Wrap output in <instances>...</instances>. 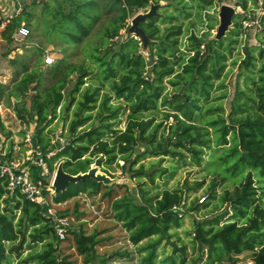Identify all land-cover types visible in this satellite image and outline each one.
<instances>
[{
    "label": "trees",
    "instance_id": "obj_1",
    "mask_svg": "<svg viewBox=\"0 0 264 264\" xmlns=\"http://www.w3.org/2000/svg\"><path fill=\"white\" fill-rule=\"evenodd\" d=\"M53 1L55 6L42 4L43 14L52 17L54 33L57 27L61 30L64 25H71V28L61 30L68 44H82L90 35L92 25L99 20V14L88 9L99 10L103 5L107 13L113 16L102 29L98 41L89 45L90 52L87 54L98 70L101 86L84 93L79 106L82 115H78L70 126V142L48 160L51 168L53 163L65 160L66 172L84 174L100 155L104 157L102 163L114 162L117 155H122L124 166L130 163L132 178L144 175L154 181V172L149 176L150 171L145 170L144 165L133 168L142 158L173 157L184 163L189 159L190 165L212 172L221 183L239 182L234 192H225L224 202L230 204L232 211L227 222L220 226L222 216L196 221L195 239L200 247L199 259H204L205 255L207 260L204 264H221L226 259L235 262L234 256L252 252L254 264H264V13L259 18L249 14L250 9L258 8V0H237L236 6L241 7L244 14H240L239 21L230 30L232 33L227 45L223 44L224 38L207 39L205 35L200 37L194 32L189 37L190 45L182 51L183 25L172 24L175 18L159 15L141 23L140 27L151 40L148 56L142 53L141 40L126 37L116 42L115 39L120 37L121 31L128 32V20L134 12L147 9L151 2L159 3L162 0H104L101 4L98 0ZM205 2L202 6L204 11L212 7L215 0ZM250 4L253 8H250ZM260 8L264 12V0ZM34 16L32 10H24L14 18L2 32L4 40L13 43V35L21 24L25 22L29 27ZM248 19L258 22L259 44L244 45L239 50L242 46L238 39L240 31L243 21ZM159 21L171 25L162 30ZM236 50L239 51L235 58L233 55ZM43 52L40 47L26 46L24 54L10 61L17 78L11 86L0 83V105L4 103L12 107V99H15L17 104L14 111L19 120L24 124H30V120L36 123L40 128L38 142L42 150L47 152L50 142L43 138V132L57 117L56 111L63 101L68 102L70 109L75 100L74 95L87 83L92 71L83 64L61 59L47 66V75H50L52 83L48 87L43 86L41 83L46 74L41 69L45 65ZM231 58L234 66L239 64L241 72L238 79L243 78L245 88L238 84L235 96L229 102V110H226L223 102L228 99L227 91L222 94H216V91L226 89L222 79ZM74 74L78 75L76 85L72 95L66 97L64 90ZM105 84H109L112 95L99 105V116L110 121L119 112L112 110L108 106L109 102L113 97L123 100L129 107L125 129L112 130L104 126L105 129H111L112 137L111 140H105L103 126L94 124L88 133L76 138L77 128L89 120L84 116L85 112L94 109L98 92ZM33 88L34 93L30 94ZM24 100H29V110L20 108L19 103ZM216 101L222 102L211 104ZM62 108L65 114L67 107ZM161 108L165 112L159 124L155 125L156 118L153 116L144 118V114L159 112ZM7 134L0 115V143ZM85 139L87 145L83 144ZM139 149L142 151L138 152ZM31 170L34 179L38 180V168L31 166ZM213 182L207 196L209 199L217 195V183ZM6 186L7 183L0 184V264H10V257L19 255L27 241L37 245L48 239H52L51 242L29 260L38 264H75L70 262L69 256L62 257L56 248L58 238L50 218L44 214L43 206L32 203L20 192L11 195ZM115 187L125 189L126 194L117 198ZM80 195H87L91 199L100 195L102 199L111 201L113 219L129 233L132 245L150 241L140 250L146 252L142 264H156L160 243L170 239L171 232L183 226L185 210L181 217L180 213L173 210L185 201L183 191L166 189L154 202H145L142 198L134 200L125 185L105 186L87 179L70 184L67 191L53 196L52 200L62 204ZM141 196L144 197L142 189ZM201 206L197 204L190 211H199ZM103 233H88L85 224L81 225L79 232H74V248L78 256L82 257L83 264H109L111 261L104 256L100 262L96 261L100 257L97 248L105 246L112 237H102ZM177 252L182 254L181 264H185L186 247L177 249ZM119 256L127 257L130 254L124 252ZM176 259L174 255L164 261L177 264Z\"/></svg>",
    "mask_w": 264,
    "mask_h": 264
},
{
    "label": "rangeland",
    "instance_id": "obj_2",
    "mask_svg": "<svg viewBox=\"0 0 264 264\" xmlns=\"http://www.w3.org/2000/svg\"><path fill=\"white\" fill-rule=\"evenodd\" d=\"M205 1L206 0H162L159 2L163 5L158 9L160 15L166 18H175L172 21V24L174 25H183L184 34L181 38L182 51H184V48H186L185 46L190 45L189 37L194 32H197V34H199L200 36L205 35L207 39L214 38L216 34L215 32H217V27L219 25L218 15H212L208 16V21L210 24L209 32L202 34L203 30L205 29V24L203 23L202 17L204 13L202 6L206 3ZM258 1V8L250 9L249 11V14L253 18H259L261 14L260 7L263 0ZM98 2L101 4L104 2V0H98ZM236 2L237 0H215L214 5L208 10L213 9V7H218L222 4H229L237 8ZM43 3H48L50 4V6H55V2L53 0H40V2L31 9L35 16L31 20V32L29 36L24 39V44H26L28 48H42L44 51V58L46 54H49L52 58H54L53 64H55L58 60L66 59L74 64H83L92 71L91 77L86 80L87 83L83 85L80 91L74 95L75 100L70 109H68V102L63 101L62 107H67V112L64 114L63 108H58L56 111L57 117L42 134L43 138L51 142L50 148L52 147V141L54 143L57 141V146L52 148H56L61 151L62 147L70 142L68 136L70 135V126L72 122L76 119V117H78V115H82L81 113H79V106L83 102L84 93L86 91L92 92L95 89L100 88L101 86L100 80L97 77L98 70L92 63V61L88 59L87 54L90 52L89 45L95 44L98 41L102 29L108 24L113 15L108 14L106 9L103 8V5H101L102 7H100L99 10H97V8L88 9L90 12L99 14V20L92 25L90 35L82 44L72 45L68 44L65 41L62 34L63 31H61L64 28H71V25L66 24L61 28V30L57 27L54 30L56 33L52 32L53 26L51 25V22H53V20L52 17L48 14H43ZM250 6V8H253L251 4ZM239 8H237V10ZM149 10L150 7L134 12L131 15V18L128 20V24L131 25L132 19L134 17L139 14H145L149 12ZM97 11L99 12L97 13ZM238 11L239 13L237 12V14L233 18V26L230 30L234 28V24H236V22L240 19V14L242 13H240V10ZM90 22L91 21H88V23ZM158 25L162 30H164L166 26H170L171 24L169 22L163 24L162 21H159ZM257 32L258 24H252L248 28L243 27L240 31V38H238L242 44L239 50H242V47L244 45L257 46L259 44L257 40ZM231 33L232 31L227 33L226 38L222 39L224 45L228 44V38L230 37ZM126 35V30L121 31L120 37L116 38L115 41L120 42L124 40L126 38ZM239 50L234 51L233 56L235 58L237 57ZM7 52L14 54L13 57L16 58L17 56L24 54L25 49L22 53H18L15 48V44L8 43ZM146 54L148 53H145V55ZM239 60H241V58ZM227 66L228 67L222 79L225 82L226 89H219L216 91V94H222L223 91H227L228 99L224 100L223 105L226 110H229V102H231V100L235 96L238 84H240L241 88H245V85L243 82V78H241L240 80L238 79L241 72L239 64L234 66L233 58H231L227 62ZM41 69L46 73L41 85L48 87L52 83V79L50 78V75H47V65H42ZM77 78L78 75L74 74L69 80V83L64 90V94L66 97L72 95ZM168 89L171 90V87L169 86ZM30 93H34L33 89ZM111 95L112 92L110 91L109 84H105L102 90L98 92V101L96 102V105H94V109L89 112H85L84 116L89 118V120L84 126L77 128L75 133L76 138L82 136L84 133H88L92 129L94 124L97 127L103 126L102 132H105V140H111V129L121 131L125 129L127 125V115L129 114V107L128 104H126L123 100H119L113 97L109 102L108 106L112 110L119 112L118 115L113 117L110 121H106L104 118L99 116V105L103 100ZM220 102L222 101L211 102V104H219ZM11 104L15 106L17 103L15 102ZM14 106L10 108L13 113H7L4 121H7L9 123V126L12 127V129L15 131V135H17L18 137H23L22 128L18 124V121L20 120L14 111ZM19 106L20 108L26 107L28 110L31 108L29 100L20 102ZM164 112L165 109L161 108L159 112L146 113L143 116L144 118H149L152 116L155 117V125H157L161 122V120L164 119ZM30 122L33 131L39 128L35 122H33L32 120H30ZM170 122H173V120H170ZM104 126H109L111 129H105ZM86 141L87 139H85V141L83 142L84 145L88 144V142ZM19 144L22 146L21 143ZM3 146L5 147V144H3ZM11 146L14 147L13 142L10 144V148ZM141 151L142 149L138 150V152ZM122 158V155H117V159L114 162L102 163V166L99 168V173L106 174L108 177L113 179H119L120 182L124 180H131L136 188H138L139 190L142 189L144 192V197H142L141 195H136V200H141L142 198L145 202H154V200L166 189L184 192L186 213L183 220V226L177 231H172V237L170 239H165L160 243L157 251L158 259L156 260V264H169V262H166L164 260L169 256L174 255H176L177 258V264H181L182 254L180 252H175L177 249H182L184 247H186L187 250L185 264H204L207 260V256L204 255V259H199V243L195 239L196 237L193 236V234L196 233V221L204 220L205 218L222 216L220 226H222L223 223L227 222V220H229L232 215V211L230 204L224 202L225 192L227 190L234 192L238 187L239 182L234 183L232 181H229L226 183H221V181L212 172L205 171L204 168L201 167L190 165L189 159H187V163H184L178 158L173 157L142 158L139 163L133 168L137 169L140 165H144L145 170L150 171L149 176H152V172H154V181H151L150 178L144 175L132 178V174L129 171L130 163L124 166V161ZM133 158H135V156ZM98 159L102 160L104 159V157L100 155ZM92 166H95V163ZM237 179L240 180L241 177L238 176ZM213 181H216L217 183L216 197L213 199L207 198L204 203H200V200L203 197H207L209 195L210 187L214 184ZM125 194V189L115 187V196L118 195L117 198H120ZM77 204L79 205L78 208ZM197 204L202 205L199 211L191 212V208L197 206ZM48 207L53 209L57 213V215L66 216L70 219L71 229L69 228L70 231L66 240H56V248L61 253V256H69L70 262H75V264H83L82 257L78 256L77 252L75 251L73 234L74 232H79L81 225L85 224V228L88 233L98 231L102 233L106 232L101 235L102 237L112 236L105 246L97 248L98 254L100 255V257L96 259L97 262H100L102 260V256H104L105 258L111 260L109 261V264H142V259L146 255V252H142L140 250L150 241L145 240L138 246H134L131 244V242L129 241V233H127L121 223H117L113 219L111 201L102 199L100 195L93 199L89 198L87 195H80L65 203L56 204L54 202H51L49 197L47 199L46 205L43 206V208L45 209V215L47 214ZM77 209L78 211H76ZM51 240L52 239H48L45 243L37 245H31L30 242L27 241L24 244V249L19 255L16 254L10 257V264H17L18 262L28 261V258L44 249L46 244L48 242H51ZM8 246L11 245L8 244ZM124 252H128L130 256L120 257L119 254H123ZM233 258L235 259V262H232L230 259H226L221 264H254L252 252H244L241 255L234 256ZM25 264L38 263L36 261L29 260Z\"/></svg>",
    "mask_w": 264,
    "mask_h": 264
},
{
    "label": "built area",
    "instance_id": "obj_3",
    "mask_svg": "<svg viewBox=\"0 0 264 264\" xmlns=\"http://www.w3.org/2000/svg\"><path fill=\"white\" fill-rule=\"evenodd\" d=\"M22 1L23 0H0V30L2 32L8 27L14 18L20 16L24 12ZM8 3L16 4L17 6L15 13L12 15H5L3 12L5 5ZM220 6L204 11L202 17L203 23L205 24V29L203 30L202 34L209 32L208 16L218 15ZM238 10L241 11L240 13L244 14L241 8ZM238 10L237 12L239 13ZM260 13L262 14L264 12L261 11ZM252 24H258V22H251L249 19L243 21L244 28H248ZM30 32L31 31L27 24L23 22L18 31L13 35V43L15 44V48L18 53H22L27 46L24 44V39L29 36ZM204 47L205 46L203 45L202 49H204ZM48 55L49 54L45 55L44 61L45 65L50 66L54 63V58ZM13 102L15 103L17 101L14 99ZM58 108L61 109L62 104ZM4 111L10 113L13 112L10 110V107L6 106L4 103L0 105L1 118L4 124L7 125V123L4 121ZM19 123L23 131V137L20 139V143L23 146L21 147L23 149V153L19 155L14 154L9 148L7 149L6 146L4 147L3 144L0 143V184L7 183L6 188L10 191L11 195L20 192L32 203L44 206L46 205L47 199L49 197L51 202H53V180L55 178L59 163H53L52 169L48 160L52 159L58 152H60L58 149L52 148L57 146V141L55 143L52 141V147L49 148L47 152H44L37 139L38 129L33 131L31 123L24 124L21 121H19ZM31 166H36L38 168V180L34 179ZM206 200L207 197H203L200 200V203H204ZM185 208L186 202L183 201L181 205L175 206L173 210L177 213H180L179 216L181 217ZM46 216L50 218L58 240L65 241L70 231L69 228L71 229L69 217L57 215V213L49 207L47 208ZM193 236H195V233Z\"/></svg>",
    "mask_w": 264,
    "mask_h": 264
},
{
    "label": "water",
    "instance_id": "obj_4",
    "mask_svg": "<svg viewBox=\"0 0 264 264\" xmlns=\"http://www.w3.org/2000/svg\"><path fill=\"white\" fill-rule=\"evenodd\" d=\"M163 5L160 3L151 2L149 12L145 14H139L132 19L131 25L128 28L126 37H134L142 41L143 49L142 53H148L149 55V43L151 40L145 33V31L140 27V24L148 21L149 19L159 16L158 9ZM237 14V9L235 6L229 4H222L218 12L219 25L217 27V32L214 36V40H221L227 36V33L230 32V29L233 26V18ZM35 91V88H33ZM65 160H62L57 167V172L53 180V196L63 193L68 190L70 184L79 183L87 179H92L95 182L102 183L105 186L113 185H125L127 186L131 197L136 200V195H141V190L135 187L131 180H124L122 182L119 179H113L108 177L106 174L99 173V168L102 166V160L97 159L95 166H92L88 172L79 173L77 175H72L65 171L64 168Z\"/></svg>",
    "mask_w": 264,
    "mask_h": 264
},
{
    "label": "crops",
    "instance_id": "obj_5",
    "mask_svg": "<svg viewBox=\"0 0 264 264\" xmlns=\"http://www.w3.org/2000/svg\"><path fill=\"white\" fill-rule=\"evenodd\" d=\"M39 2L40 0H23L22 6L24 10L31 11L32 5H35ZM16 8H17L16 4L8 3L5 5L3 12L5 15H12L15 13ZM260 12H261V8H260ZM29 29L31 31V21L29 24ZM7 46H8V43L4 40L2 31L0 30V83L11 86L13 85L16 79V72H15V69L11 66L10 61L14 59L15 57H13L14 54L7 52ZM13 100L14 99H12V103H14ZM7 113H10V112L4 111V118L6 117ZM5 122L7 123V125L5 126L7 128L8 136H5L1 144H5L7 149L9 148L10 151H12L14 154L19 155L23 152V149L21 148L22 146L19 144L20 143L19 140L21 139V137H18L17 135H15V131L12 129V127L9 126V123L7 121ZM18 124L21 127L19 121H18ZM12 142L14 144V147L12 146L10 148V144Z\"/></svg>",
    "mask_w": 264,
    "mask_h": 264
}]
</instances>
